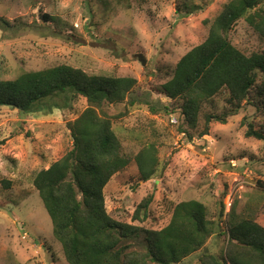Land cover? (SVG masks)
I'll return each instance as SVG.
<instances>
[{"label":"rangeland","instance_id":"rangeland-1","mask_svg":"<svg viewBox=\"0 0 264 264\" xmlns=\"http://www.w3.org/2000/svg\"><path fill=\"white\" fill-rule=\"evenodd\" d=\"M184 1L195 6L190 14ZM228 1L0 0V20L10 25H0V80L68 65L89 75L138 82L139 96L134 93L103 110L113 120L121 152L133 158L153 144L161 170L147 183L138 180L133 163L113 176L103 191L109 215L158 230L169 220L164 203L198 201L216 222L206 249L217 256L225 249L231 219H248L264 228V188L258 185L264 183V140L246 136L250 127L263 125V114L257 106H245L224 123L212 121L208 135L188 139L179 132L184 120L174 112L175 105L151 88L167 82L178 60L204 41L209 24ZM42 14L50 21L43 23ZM229 39L246 55L264 52V41L243 20ZM215 104L223 107L221 100ZM86 107L82 97L50 113L0 107V264H66L32 180L71 148L67 123ZM149 196L146 220L132 222L138 204ZM200 254L181 264H199Z\"/></svg>","mask_w":264,"mask_h":264},{"label":"trees","instance_id":"trees-1","mask_svg":"<svg viewBox=\"0 0 264 264\" xmlns=\"http://www.w3.org/2000/svg\"><path fill=\"white\" fill-rule=\"evenodd\" d=\"M183 6L188 14L195 7L186 1ZM41 20L46 23L50 17L42 14ZM241 20L264 41V0H229L209 24L204 41L178 60L167 82L151 88L175 105L174 112L184 120L179 132L188 139L208 135L212 121L224 123L243 107L257 106L263 125L258 130L250 127L246 136L264 140V52L246 55L231 43L230 32ZM0 22L10 27L7 21ZM138 92L134 78L89 75L68 65L0 80V107L23 114L67 108L78 97L87 103L67 123L71 148L32 180L65 263L181 264L201 252L199 264H264V228L244 218L227 224L223 254L210 253L206 244L217 225L195 200L164 203L169 220L158 230L109 215L103 191L113 176L133 163L138 180L147 183L161 170L153 144L141 147L133 158L121 152L113 120L103 110L105 105L125 103L134 93L139 96ZM217 100L223 102L221 109L216 108ZM163 108L169 111L167 105ZM258 185L264 188V183ZM151 201L149 196L138 204L132 222L146 220ZM222 215L223 206L218 218Z\"/></svg>","mask_w":264,"mask_h":264},{"label":"water","instance_id":"water-1","mask_svg":"<svg viewBox=\"0 0 264 264\" xmlns=\"http://www.w3.org/2000/svg\"><path fill=\"white\" fill-rule=\"evenodd\" d=\"M138 59H139V61L141 62V64L144 66V65H145L144 58H143L141 55H139V56H138Z\"/></svg>","mask_w":264,"mask_h":264}]
</instances>
